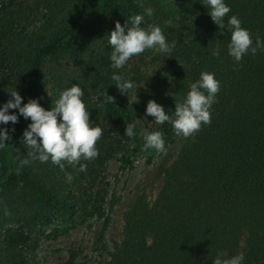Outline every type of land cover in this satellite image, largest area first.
Masks as SVG:
<instances>
[{"label": "trees", "instance_id": "1", "mask_svg": "<svg viewBox=\"0 0 264 264\" xmlns=\"http://www.w3.org/2000/svg\"><path fill=\"white\" fill-rule=\"evenodd\" d=\"M225 3L231 11L220 29L206 0H0V54L6 62L0 107L17 89L22 104L36 99L51 110L60 93L77 84L84 103L103 121L92 122L103 135L96 145L98 157L80 162L87 165L86 171L66 162L61 169L51 160L21 166L28 158L23 133L31 120L18 109L9 110L18 122L0 124L11 136L0 149V264H32L28 241L37 227L56 224L53 237L68 234L75 218L82 223L96 218L107 227L112 206L106 209L105 167L118 156L131 167L130 152L145 145L137 136L132 89L122 93L111 79L115 73L133 83L127 66L112 67L108 35L117 21L123 26L149 7L153 15H145L142 27L159 25L168 43L176 42L168 55L179 62L148 76L144 92L149 100L174 117L175 103L184 100L202 72L214 73L221 87L211 123L184 138L174 158L164 157L157 165L160 187L155 199L145 191L135 194L123 214V237L114 245L109 264H213L218 254L222 259L240 254L244 235L242 264H264V49L235 61L228 54L227 28V20L236 15L251 32L254 46L257 37L264 42V0ZM36 13L33 26L31 21L21 23L23 15ZM217 48L219 56L212 55ZM48 57L82 63L80 78L71 73L74 78L61 79L59 69L48 91L42 75ZM107 95L114 102L107 101ZM119 121L135 125L132 149L109 128ZM147 131L162 132L165 147L177 136L169 122ZM76 257L71 250L64 264H77Z\"/></svg>", "mask_w": 264, "mask_h": 264}, {"label": "clouds", "instance_id": "2", "mask_svg": "<svg viewBox=\"0 0 264 264\" xmlns=\"http://www.w3.org/2000/svg\"><path fill=\"white\" fill-rule=\"evenodd\" d=\"M206 4L211 9L209 15L212 21L220 29L225 28V17L231 11L225 0H206ZM153 11L150 7L146 8L143 14L133 15L123 26L119 21L115 23V30L108 35V42L113 49L110 55L113 68H123L134 56H139L146 50L153 49L169 54L175 47L176 42L169 44L159 25L148 23L146 27H142L145 15L151 17ZM166 23L170 24V21ZM227 28L231 32L228 54L235 61L240 62L245 55H255L258 49H264V42H261L259 37L256 38L254 46L251 32L242 27V22L236 15L227 20ZM219 54L218 48L212 53L214 56ZM111 79L116 82L115 85L122 93L127 94V91L133 88V83L125 80L122 75L114 73ZM220 87L221 83L215 78V74L204 71L199 80L191 83L184 100L175 103L174 117H170L155 100L148 101L146 114L154 117L158 125L171 123L177 136L194 137L202 125L211 123V108L216 102ZM9 95L11 98L0 107V124L18 122L16 114H9L10 109H18L20 115L26 120H31L23 133V143L29 150L28 158L20 161L21 166L36 160L42 163L51 160L61 169L65 166L64 162L73 166L79 164V170L83 172L86 171L87 165L80 163L81 160L91 161L98 157L96 145L103 135V129L92 125L90 112L82 99L84 93L79 85L72 84L63 90L51 110H45L36 99L22 104L23 98L17 89ZM106 99L114 102L111 96L107 95ZM134 128V124L126 125L125 135L128 138L136 135ZM140 135L145 141V149L154 148L159 153L166 154L162 132L145 130ZM9 140V130L0 128V149L6 147L5 142ZM222 256V253L218 254L213 264H242L245 258L243 253L226 259H222Z\"/></svg>", "mask_w": 264, "mask_h": 264}, {"label": "rangeland", "instance_id": "3", "mask_svg": "<svg viewBox=\"0 0 264 264\" xmlns=\"http://www.w3.org/2000/svg\"><path fill=\"white\" fill-rule=\"evenodd\" d=\"M38 17V13L30 16L23 15L24 20L21 23H29L31 21L33 26ZM42 35H45V33ZM42 35L38 34V36ZM107 43L109 44V42ZM25 47L28 48L27 44ZM1 55L0 76L6 69V62L3 61ZM166 56L169 55L150 49L139 56H134L125 65L129 68V74L133 81V88L129 98L132 105L136 108V128L139 131L137 136L142 130L156 129L159 126L155 123L154 117L146 114V107L150 97L144 91H147L146 82H149L148 76H153V73L164 65L165 68L160 69V71L171 70L179 66L178 63L173 62V59ZM58 71L61 79L74 78L73 75H70L71 73L78 75L80 78L82 63L77 64L67 58L56 60L48 57L45 59L42 75L48 91ZM50 92L48 95H50ZM82 99L84 101V96ZM86 107L90 112V120L92 122L95 119L101 123L103 122L102 118L97 116V112L95 113L90 105L86 104ZM109 128L117 132L121 144L131 149L134 147L136 138H128L125 135L126 123L124 121L110 124ZM183 140V136H176L173 143L167 144L166 154H160L154 148L145 149L144 145L135 152L131 151L129 154L131 167L122 163L119 160V156L108 161L104 170L105 187L108 191L106 209L111 205L112 210L107 227L103 228V220L96 218H90L83 223L80 222V218H75L70 222L73 225L70 232L68 234H59L57 237L51 235L52 228L57 226L56 224L47 227H37L35 230L30 231V239L28 241L32 264H64L71 250L77 253L75 259L77 264H109L110 253L113 251L114 245L121 241L123 237L124 212L139 191H145L151 201L155 199L160 187V181L155 174L156 167L164 157L174 158ZM7 226L10 225L8 224ZM238 246L240 253H243L246 246L245 235L239 241Z\"/></svg>", "mask_w": 264, "mask_h": 264}]
</instances>
